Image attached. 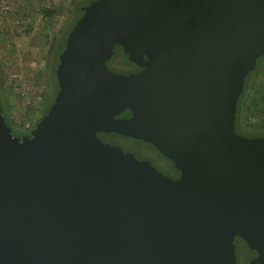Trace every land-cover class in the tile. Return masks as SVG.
I'll return each instance as SVG.
<instances>
[{
    "label": "water",
    "instance_id": "obj_1",
    "mask_svg": "<svg viewBox=\"0 0 264 264\" xmlns=\"http://www.w3.org/2000/svg\"><path fill=\"white\" fill-rule=\"evenodd\" d=\"M26 136L0 113V264H264V138L235 132L264 0H97ZM140 68L108 69L114 48ZM126 110L130 117L118 118ZM151 145L179 172L110 145Z\"/></svg>",
    "mask_w": 264,
    "mask_h": 264
},
{
    "label": "rangeland",
    "instance_id": "obj_2",
    "mask_svg": "<svg viewBox=\"0 0 264 264\" xmlns=\"http://www.w3.org/2000/svg\"><path fill=\"white\" fill-rule=\"evenodd\" d=\"M94 1L97 0H0V106L6 110L15 130L39 118L46 93L43 70L51 72L57 65L55 43L80 16L77 8L82 10ZM43 9L54 13L51 17L44 16ZM261 62L264 65V59ZM108 67L122 73L132 70L120 55ZM250 87L248 96L241 102L243 118L250 124L264 126V72L255 74ZM243 136L249 138L251 134ZM117 142L123 151L137 150L158 170L168 169L169 163L152 147L125 139ZM238 251V264H245L252 256L247 248Z\"/></svg>",
    "mask_w": 264,
    "mask_h": 264
},
{
    "label": "trees",
    "instance_id": "obj_3",
    "mask_svg": "<svg viewBox=\"0 0 264 264\" xmlns=\"http://www.w3.org/2000/svg\"><path fill=\"white\" fill-rule=\"evenodd\" d=\"M77 10L80 12V16L75 21H73V23L68 27V29L60 36L59 40L55 43V56H54L55 64L58 63V55L64 49L65 41H66V38L68 36V33L70 32L72 27L75 25V23L82 16L83 11L78 9V8H77ZM42 13H43L44 16L51 17L53 15L54 11L50 10V9H43ZM117 55H120L121 59L126 61L130 65V67L132 68V65L127 61L126 57L122 53L121 48L118 47V46H116L114 48V55H113L111 60H113ZM263 59H264V56L257 60V64H256L255 69L252 72H250L247 75V77L245 78L243 91H242L241 95L239 96L237 107H236L235 132L238 135H241V134L238 133V131H240L239 128H243V131H240V132H242V134L244 133L243 135L251 134V137H249V138H255V137H263L264 138V126L260 125V124H250L247 120H245L243 118V111H244L243 110V104H241L242 99L244 97L248 96V93H249V91L251 89L250 85H251L252 79L255 76V74H257L259 71L260 72H264V65L261 62ZM110 61L107 62V67H108V64H110ZM56 66L57 65H55V67H53V70L51 72H47L48 69H46V68H44V70H43L44 74H43L42 77H43L44 88H45V91H46L47 94L45 93L43 102L41 104V107L39 108V112H40L39 118L35 121V123L33 124L32 128H31V130L46 115V113L48 112L50 106L52 105L54 97H55V95L57 93L58 86H57V80H56V76H55ZM108 69H110V68L108 67ZM112 69H110V70L115 72V73H121V74H125V75L129 74L127 72L126 73H122L121 71H117L115 69L112 70ZM0 100H1V98H0ZM0 113L4 116L5 122L11 128L14 136H17V137L26 136V135H28L30 133L31 130L28 131V132H25V133H22V132L18 131L17 129L15 130L14 125H13L12 121L9 119L8 114H7V112H6V110L4 109L3 106L2 107L0 106ZM120 116L121 117H130V113H129L128 110H126ZM243 135H241V136H243ZM97 136L103 142L108 143L110 145L118 146L120 148H122V147L120 146L121 144H119L117 142L118 139H125V140L129 139V138L127 139V138L121 137L119 135H115V134H98ZM130 142L133 143V144L143 143L141 141H133V142L130 141ZM143 144H146V143H143ZM146 145L152 147L149 144H146ZM128 151H131V150L128 149ZM170 163H169V166L174 170V167H173L172 163L171 164ZM174 171H176V170H174ZM235 245H236V250L235 251H236V254H237V257H238L239 256V251H238L239 248L240 249L241 248H245L246 249L247 247L244 244V242L238 237L236 238ZM251 253H253V251H251Z\"/></svg>",
    "mask_w": 264,
    "mask_h": 264
},
{
    "label": "flooded vegetation",
    "instance_id": "obj_4",
    "mask_svg": "<svg viewBox=\"0 0 264 264\" xmlns=\"http://www.w3.org/2000/svg\"><path fill=\"white\" fill-rule=\"evenodd\" d=\"M58 64V63H57ZM131 64V63H130ZM132 65V70L131 71H129V72H127V73H129V74H131V73H137L139 70H140V68H138V67H136V66H134L133 64H131ZM118 118H128V117H121V116H118ZM20 137H22V136H20ZM128 139V138H127ZM129 141H132L133 142V140H131V139H128ZM124 152H131L135 157H136V159H138V160H142V161H148L154 168H155V166L151 163V161L150 160H148L147 158H144V157H141L140 156V153L137 151V150H131V151H128V150H126V151H124ZM161 156V155H160ZM161 158H163L162 156H161ZM163 160H165L166 162H169V160H167V159H164L163 158ZM170 163V162H169ZM158 164V163H157ZM171 164V163H170ZM159 166V165H158ZM160 167V166H159ZM168 167V169L167 170H164L162 167H160L163 171H160V170H158L157 168V170L158 171H160L162 174H164V175H166V176H168V177H170L171 179H173V180H177L178 178H179V172L178 171H174L170 166H167ZM172 169V170H171ZM237 238V237H236ZM236 238L234 239V244H235V241H236ZM235 250H236V245H235ZM252 254V256H251V258L245 263V264H247L252 258H254L255 256H256V254H255V252H253V253H251ZM236 261H237V264H238V257H237V254H236Z\"/></svg>",
    "mask_w": 264,
    "mask_h": 264
},
{
    "label": "built area",
    "instance_id": "obj_5",
    "mask_svg": "<svg viewBox=\"0 0 264 264\" xmlns=\"http://www.w3.org/2000/svg\"><path fill=\"white\" fill-rule=\"evenodd\" d=\"M34 123H32V124L26 123L22 128L17 129V130L20 131V132H22V133L28 132V131L31 130V128H32V126H33Z\"/></svg>",
    "mask_w": 264,
    "mask_h": 264
}]
</instances>
